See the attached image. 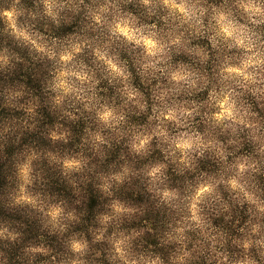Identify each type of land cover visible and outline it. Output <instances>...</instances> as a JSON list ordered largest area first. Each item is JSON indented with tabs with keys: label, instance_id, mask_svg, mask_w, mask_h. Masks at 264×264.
Wrapping results in <instances>:
<instances>
[{
	"label": "clouds",
	"instance_id": "obj_1",
	"mask_svg": "<svg viewBox=\"0 0 264 264\" xmlns=\"http://www.w3.org/2000/svg\"><path fill=\"white\" fill-rule=\"evenodd\" d=\"M0 264H264V0H0Z\"/></svg>",
	"mask_w": 264,
	"mask_h": 264
},
{
	"label": "trees",
	"instance_id": "obj_2",
	"mask_svg": "<svg viewBox=\"0 0 264 264\" xmlns=\"http://www.w3.org/2000/svg\"><path fill=\"white\" fill-rule=\"evenodd\" d=\"M95 203V201H93V204Z\"/></svg>",
	"mask_w": 264,
	"mask_h": 264
}]
</instances>
